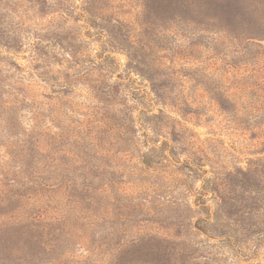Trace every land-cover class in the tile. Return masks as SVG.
Wrapping results in <instances>:
<instances>
[{
    "label": "rangeland",
    "instance_id": "1",
    "mask_svg": "<svg viewBox=\"0 0 264 264\" xmlns=\"http://www.w3.org/2000/svg\"><path fill=\"white\" fill-rule=\"evenodd\" d=\"M0 264H264V0H0Z\"/></svg>",
    "mask_w": 264,
    "mask_h": 264
},
{
    "label": "trees",
    "instance_id": "2",
    "mask_svg": "<svg viewBox=\"0 0 264 264\" xmlns=\"http://www.w3.org/2000/svg\"><path fill=\"white\" fill-rule=\"evenodd\" d=\"M175 249V248H174ZM178 251V250H177ZM179 254L183 257V256H185V255H187V252H186V250H180L179 249Z\"/></svg>",
    "mask_w": 264,
    "mask_h": 264
}]
</instances>
